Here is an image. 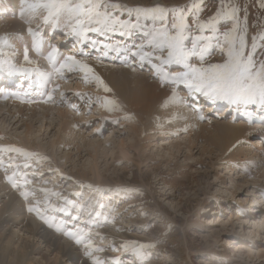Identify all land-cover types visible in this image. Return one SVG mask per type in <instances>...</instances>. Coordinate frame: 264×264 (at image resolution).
Listing matches in <instances>:
<instances>
[{"label": "rangeland", "instance_id": "obj_1", "mask_svg": "<svg viewBox=\"0 0 264 264\" xmlns=\"http://www.w3.org/2000/svg\"><path fill=\"white\" fill-rule=\"evenodd\" d=\"M121 2L129 6L151 5L157 2L171 6L183 3L184 0H121ZM235 2L242 13L246 11L249 35H251L261 24H264V0H235ZM0 3L2 8L6 7V9L0 10V30H3L0 32V36H4L11 27L10 24L3 26L2 20L5 23H10L13 21V17L20 15V0H0ZM218 4L219 0H204L202 16L206 18L211 15ZM35 23L36 21H33V26ZM2 26L6 27L5 31ZM23 26L26 29L25 23ZM58 33L61 34L62 31L57 30L53 36L49 37L46 32V39L50 38L51 42L57 44L62 52L65 48L70 49L72 41L58 40L56 35ZM8 37L11 38L9 39L17 52L15 62L19 64L22 61L23 51L16 50V36L8 35ZM25 37L30 43L28 34L25 33ZM55 40L58 42H54ZM126 42L131 45L139 41L138 38H126ZM94 54L96 55L93 53V56L88 60L125 67L120 60H113L111 57L97 61ZM220 58L219 53L213 51L211 59L218 61ZM41 59L40 67L47 70L46 61L43 57ZM146 68L150 67L148 65H144L142 68L139 65L136 67L141 74L147 75L150 71H147ZM77 76H79L78 73H66L65 79L57 81L61 86L60 90L66 93L67 102H62L58 93L54 100L48 103L37 102L41 98L34 94L24 96L22 99L14 98L10 102L8 98L3 97L5 93L1 92L3 86H0V105L5 104L7 107H4L3 110L8 112L0 116V131L2 132L0 145H11L39 154L38 158L31 159H25L17 153L0 154V157L4 158L3 164L0 165V217L7 216L6 218L13 219L31 217L35 225L40 228V225L45 222L38 218L36 212H30L28 206L36 205L39 201L41 202L39 207L43 209L46 205L42 202L47 198L51 205L56 208L62 207L63 201L59 197L50 193L49 195L44 194L43 189H50L51 192H58L60 196L77 200L86 207L95 209L91 212L93 218L96 211L107 214L108 221H104L102 215L100 223L94 227L90 238L96 246L101 245L100 247L108 255L122 256L126 261L125 264H140V262L132 254H125L120 250L119 245L124 240L154 244V247L146 250V255L149 258L142 264H264V133L261 135L258 130H252L250 133L244 134V139L241 138L242 140L229 144L227 147L220 144V147L219 142L215 143L216 140H213V146L209 144L213 143L210 135L207 134L210 133L209 129L207 131L198 128L202 127L200 124L209 126V122L216 123V120L229 123H238L242 120L243 125L249 128L254 124L253 121H264V113H258L249 121L248 118L232 109H230L232 111H228L230 107L224 102L209 105L203 98H198L201 100L203 114L206 118L201 120L199 114L194 113L190 108H185L196 120L192 129L179 128L171 134H166L165 131L169 130L165 127L166 125L157 126V124L147 123L148 120L143 119L142 122H146L149 126L145 124L141 132H135L130 129L132 123L124 117V113L127 112L121 113L122 115L119 116H107L109 119L103 120L106 117L102 114V112L104 113L103 108L96 102V97L101 96L99 88L94 83L84 82L80 76ZM12 77L15 78L14 82L22 83L16 85L15 82L14 86L24 92V89L28 87L25 77L20 74L12 75ZM146 78L159 81L154 74L148 75ZM181 89H183L182 86ZM76 92L87 93L88 96L93 97L92 100L95 99L90 108L87 97L81 100L73 95ZM15 100L19 103L23 102L22 105H28V107L20 108L21 105L18 104L15 105L16 107L7 104V102H15ZM28 100L34 102L29 103ZM73 104L77 106L75 109L71 106ZM30 105L33 106L30 107ZM46 105L60 108L62 114L55 110L44 113L43 108ZM20 109H23L22 113L11 116ZM31 110L35 114L34 118L31 117ZM225 112H228L227 116H224ZM63 113L70 116L69 119H65L68 117ZM127 114L128 117L135 118V116ZM62 117L66 122L69 120L68 124H72L74 128L70 126L69 129H66L60 125V122L64 123ZM73 117L75 121H71ZM2 118L6 121L5 123L4 121L1 123ZM173 118L169 120H173ZM113 120L116 121L114 124L121 128L120 132L112 133L108 130L109 124L113 123ZM84 121L90 123L85 124ZM39 122L42 124L40 130L38 129ZM8 123L12 124L7 126ZM27 125L32 126L29 132L26 131ZM97 127H100V132L96 131ZM202 130L204 131L202 132ZM262 130L264 131V128ZM198 133L201 134L198 135ZM185 137L187 140L182 144L181 139ZM208 137L210 140L206 139ZM105 138H107L106 143L103 141ZM99 139L101 140L99 141ZM118 139H126L124 149L126 155L128 152V157L120 153L117 147ZM98 141H102L103 144L101 142L99 143L101 146H99ZM208 141L209 143H207ZM178 142H181L179 148L174 145ZM35 143H38L39 147ZM132 143L136 144V148L131 146ZM167 143H171L170 146ZM189 143L191 144L188 145ZM96 145L98 151H95L97 153L94 157L92 152L94 149L97 150ZM100 147L104 149L102 150ZM10 156L15 159L10 161ZM243 161L252 163L248 167L242 164L238 166V162ZM25 162L30 165L28 168L24 167ZM13 173L16 174L17 179L26 176L32 181L27 186L30 193L29 199L25 200L20 195L22 189L13 188L12 183L5 178L8 174L13 176ZM119 174L122 176L116 178ZM81 185L84 187L81 188ZM88 185H92V187L89 188ZM97 188L105 189V191L97 192ZM125 188L132 189V191H119ZM78 191L83 192V196L77 198L72 195ZM11 201L16 202L17 206L8 207V205H12ZM101 204L105 205L103 209L100 208ZM216 204L222 207L217 209L218 212L222 209L221 212L215 216H209V213L210 215L213 213ZM75 213L76 211L73 210L71 215L75 216ZM46 214L54 217L57 222L66 221V227L72 230L82 227L87 231L91 223L87 214H82L81 221L76 222L71 220V216L66 217L64 213L50 209ZM206 220L209 222H205ZM12 231L22 235L28 241L27 243L32 242V239L23 235L22 232H17L15 229ZM0 233L3 243H5L7 239L4 238V234H9V230L3 229L0 230ZM95 233H100V235L97 236ZM52 234L54 238L60 236L57 232ZM12 237L8 246L16 247L20 241L17 240L16 234ZM73 240L71 237L65 240L60 239L61 242L67 241L69 245ZM35 245L42 250V253L47 254L48 259L52 260L53 255L46 251L43 244L37 242ZM114 248L115 251H113Z\"/></svg>", "mask_w": 264, "mask_h": 264}, {"label": "snow or ice", "instance_id": "obj_2", "mask_svg": "<svg viewBox=\"0 0 264 264\" xmlns=\"http://www.w3.org/2000/svg\"><path fill=\"white\" fill-rule=\"evenodd\" d=\"M203 4L204 0H184L171 6L159 2L129 6L121 0H20L19 14L27 25L25 31L30 37V48L24 46L22 61L17 64V52L9 37L0 36V72L23 75L28 87L23 93L11 92L8 95L22 99L34 94L41 98L37 102L48 103L58 93L61 101L67 102L66 93L60 90L57 82L65 79L66 73H78L84 82L94 83L104 93H110L109 86L88 62V58L96 53L94 58L97 61L111 57L133 71L138 65L141 68L148 65L161 84L170 88L166 107L190 108L203 120L206 117L197 102L198 98H203L212 103L224 102L251 121L258 113H264V24L249 35L246 11L242 13L235 0H219L218 7L206 18L201 14ZM33 21H36L34 26ZM57 30L62 31L66 40L73 42L72 51L68 54L62 52L50 38L46 39V32L51 37ZM126 38H138L139 42L129 45ZM30 51L37 57H43L47 70L39 66ZM213 51L219 53L221 58L218 61L211 59ZM181 86L186 94H181ZM73 95L81 100L87 97L91 107L92 98L87 93L76 92ZM4 98L7 99V96ZM96 102L108 113L123 111L120 103L107 95L97 96ZM71 106L74 109L77 107L74 104ZM125 117L129 118L127 113ZM103 119L107 121L109 117ZM112 122L116 123L115 120ZM5 152L17 153L26 159L39 157L38 153L0 145V154ZM14 159L9 157L10 161ZM251 163L238 162V166L248 167ZM29 166L24 163L25 168ZM5 178L13 188L22 189L20 195L28 199L30 193L27 186L32 183L31 180L26 176L16 179L15 173ZM43 191L46 195L58 196L63 206L56 208L46 198L42 202L46 207L40 208L41 202L38 201L36 205H29L30 212H36L38 218L55 227L56 231L64 232L77 244L84 245V255L91 259L92 264H125L122 256L103 260L95 255L104 249L97 247L90 237L102 215L103 220L108 221L107 214L96 211L93 218L91 212L95 209L86 208L77 200L60 196L50 189ZM96 191L103 192L105 189L97 188ZM119 191L130 192L132 189ZM72 195L79 198L83 192ZM104 207L100 205L101 209ZM49 209L71 216L73 222L80 221L81 215L87 214L91 223L87 231L82 227L64 231L66 221L57 222L54 217L48 216ZM73 210L77 215H71ZM151 247L154 244L136 240H124L119 245L123 253L132 254L140 264L149 258L146 250Z\"/></svg>", "mask_w": 264, "mask_h": 264}, {"label": "bare ground", "instance_id": "obj_3", "mask_svg": "<svg viewBox=\"0 0 264 264\" xmlns=\"http://www.w3.org/2000/svg\"><path fill=\"white\" fill-rule=\"evenodd\" d=\"M2 4L0 3V10H4L6 9V7H1ZM13 6H15V4H13ZM8 7H12V6H8ZM14 10V8H12ZM4 18V17H3ZM13 21L12 22H3L2 20V24L3 26H5V24H10L9 30L6 32L7 34L5 35H10L11 37H15L16 36V50L23 51V48L25 45L29 46L30 48V43H28V41L26 40L27 37H25V28L23 26V24L25 23L24 20L20 17V15L18 17H13ZM1 20V19H0ZM7 21V20H6ZM23 22V23H22ZM1 24V23H0ZM2 26V27H3ZM4 28V27H3ZM6 28V27H5ZM4 28V31H5ZM8 29V28H7ZM0 32H3V30H0ZM15 34V36H14ZM27 34V33H26ZM58 36V40H61L64 42L65 37L63 36V33L61 34H56ZM10 38V37H9ZM11 39V38H10ZM13 40V38H12ZM58 40H55L54 42H58ZM133 40V39H132ZM11 42V41H10ZM73 43V42H72ZM70 51H72V46L69 48H65L63 50V52L65 54H68ZM46 54V52H45ZM30 55L32 56L33 59L38 61L39 66L42 63V57H37L34 53H32L30 51ZM95 56V54H94ZM88 62L94 67V69L96 70V72L102 77V79L104 80V82L109 86V88L111 89L110 93H104L102 89H99V94H101V96H105L107 95L110 98H114L116 99L120 105L123 108L122 112H114V113H108L106 110L103 109L104 113L102 112V114H104L105 116H119L121 113L127 112L129 114H131L132 116H135V118H126L128 121H130L132 123V126L130 129H132L135 132L138 131H142V129L145 127V124L147 123H153V124H157V126L160 125H166L165 127L169 128L168 131H165L166 134H171L177 130H179V128H185L187 130L192 129V125L194 126V124H196V120H194L187 109H185L186 107L183 106H164L165 105V101L168 98V96L170 95V88L168 86H164L161 84V82L159 81H153V80H149L146 77L148 75L153 74L152 70L149 68H146L147 71H150V73H147V75H145V73L141 74L138 69H135V71H133L132 69H130L129 67H121V66H112L108 63H98L95 61H90L88 60ZM92 62V63H91ZM48 69V68H47ZM77 75V74H76ZM79 75V74H78ZM75 76V75H74ZM22 77V76H21ZM79 77V76H77ZM0 86H3V90L1 92L5 93L3 95V97L7 96L8 101L13 100L14 98L17 99L14 96H10L8 95V93L11 92H18V93H23L22 90H20V88L14 86L15 82V78L12 77V75H8L6 73L0 72ZM23 80V77H22ZM19 84L21 85L22 83L20 81L16 82V85ZM70 84V83H68ZM67 84V85H68ZM76 84V83H75ZM64 85V84H63ZM77 85V84H76ZM75 85V86H76ZM71 86V85H70ZM65 87H67L65 85ZM69 87V86H68ZM73 87V86H72ZM77 87V86H76ZM83 88V87H82ZM78 89V87H77ZM98 89V88H97ZM68 90V89H67ZM74 90V89H73ZM83 90V89H82ZM71 91V90H70ZM84 91V90H83ZM88 91V90H87ZM93 91V90H92ZM98 94V93H97ZM98 94V95H99ZM181 94H186V90L181 89ZM13 97V98H11ZM96 97V96H95ZM93 98V97H92ZM95 100V99H94ZM92 100V101H94ZM201 100H198L199 104L201 105L202 103H200ZM11 102V101H10ZM206 103L213 104L210 101H206ZM7 104L16 107L15 105H21L19 106L20 108H24V107H28V105H22L23 102L19 103V102H15L12 101V103H8ZM51 104V103H50ZM49 104V105H50ZM54 104V103H53ZM217 104V103H216ZM33 105H30V107H32ZM4 107H7L5 104L0 105V116H2L3 114H6L8 112H5L3 109ZM38 107V106H37ZM39 107H41L39 105ZM232 108H229L228 111H232L230 110ZM23 109H20L18 112H15L14 114H11V116H14L19 113H22ZM55 110V112L57 111L58 113L62 114V112L60 111V108H55V107H48L46 105L45 108H43V111L45 113V111L49 112V111H53ZM35 111H37L35 109ZM29 112V111H28ZM38 112V111H37ZM71 112V111H70ZM69 112V113H70ZM224 112V111H223ZM31 117L33 116L34 118V113L31 110ZM43 113V112H42ZM228 112H225L224 116H227ZM54 114V113H53ZM64 114V113H63ZM93 114V113H91ZM125 114V113H124ZM41 115V113H40ZM67 115V114H64ZM94 115V114H93ZM122 115V114H121ZM130 115V116H131ZM37 116V114H36ZM45 116V115H44ZM95 116V115H94ZM112 116V117H113ZM223 116V113H222ZM221 116V117H222ZM27 117V116H26ZM38 117V116H37ZM42 117V116H41ZM60 117V115H59ZM68 117V115L66 116ZM70 117V116H69ZM68 118H64L65 119H69ZM99 117V116H98ZM125 117V116H124ZM174 117V118H173ZM194 117V116H193ZM219 117V116H218ZM264 117V116H263ZM16 118V117H15ZM36 118V117H35ZM39 118V117H38ZM44 118V117H43ZM64 118L62 117V119L64 120ZM97 118V117H96ZM102 118V117H101ZM114 118V117H113ZM173 120H169L172 119ZM71 119V118H70ZM75 118L73 117L71 121H73ZM143 119L148 120V122L143 123ZM196 119V118H195ZM48 120V119H46ZM104 120V119H103ZM135 120V121H134ZM194 120V121H193ZM219 120V119H218ZM6 122L3 118H2V122L1 123ZM61 121V120H60ZM75 121V120H74ZM29 122V121H28ZM63 122V121H62ZM60 122V125L64 126L66 129H69V127L73 126L72 124H68V122H70L69 120L66 122L64 120V123ZM77 122V121H76ZM99 122V121H98ZM136 124H135V123ZM101 123V122H100ZM134 123V124H133ZM167 123V124H166ZM253 125L249 128H247V126L243 125L244 123H242V120H240L238 123H229V122H209V126H205L200 124L202 127H198L201 129H206L208 131V129L210 130V133L208 132L207 134H209L211 137V141L216 140L215 143L219 142L220 144H223V146L227 147L229 144H234L236 141H239L241 138L244 137V134L246 133H250L252 130H255L262 135L264 133V131L262 130V128H264V121H253ZM12 123H8L7 126H10ZM128 124V122H127ZM41 122H39V127L38 129H41ZM100 125V124H99ZM98 125V126H99ZM110 128L108 129L109 131H112V133H116L117 131L120 132V127L117 126L114 123L109 124ZM137 125V126H136ZM77 126V125H75ZM146 126H149L148 124ZM197 126V125H196ZM30 125L26 126V131H30ZM74 128V127H72ZM98 128V127H97ZM100 128V127H99ZM197 128V129H198ZM7 129V128H5ZM12 129V128H11ZM79 129V128H78ZM200 129V131H201ZM249 129V130H248ZM107 130V131H108ZM204 130H202L203 132ZM206 131V132H207ZM144 132V131H143ZM193 133V132H192ZM80 134V133H79ZM122 134V133H121ZM201 134V133H200ZM198 133V135H200ZM27 135V134H26ZM188 135V134H187ZM198 135H196L198 137ZM206 135V133H205ZM0 136H2V132L0 131ZM4 136V135H3ZM190 137V135H188ZM203 136V135H201ZM200 136V137H201ZM246 136V135H245ZM64 137V136H63ZM108 137V136H107ZM112 137V136H111ZM208 138V140H210ZM21 138V137H20ZM57 138V137H56ZM100 138V137H99ZM110 138V137H109ZM192 138V137H191ZM33 139V138H32ZM107 138H105L103 141H105L104 143H106ZM199 139V137H198ZM244 139V138H243ZM101 139H99L100 141ZM110 140V139H109ZM108 140V141H109ZM114 140V139H113ZM111 140V141H113ZM119 140V139H118ZM130 140V139H129ZM182 140V144L183 141H186L187 138H183ZM194 140V139H193ZM192 140V141H193ZM242 140V139H241ZM21 141V140H20ZM89 141V140H88ZM98 141V144L101 143ZM126 139H120L117 143V147L120 150V153L123 156H127L129 155L127 152V155L125 153V149H124V145H126ZM30 142V141H29ZM48 142V141H47ZM74 142V141H73ZM96 142V141H95ZM110 142V141H109ZM255 142V141H254ZM260 142V141H259ZM32 143V142H31ZM181 142H178L176 147L179 148ZM209 143V141L207 142ZM257 143V141L255 142ZM38 146V143H35ZM34 144V145H35ZM86 144V143H85ZM103 144V142L101 143ZM101 144H99V146H101ZM165 144V143H164ZM169 146L171 143H167ZM191 143H189L188 145H190ZM210 145H214V141L213 143H209ZM33 145V144H32ZM33 145V146H34ZM40 145V143H39ZM116 145V144H115ZM206 145V144H205ZM208 145V144H207ZM209 145V146H210ZM216 146L219 147V145L215 144ZM31 146V145H30ZM32 146V147H33ZM97 146V145H96ZM131 146L136 148V144H131ZM260 146V145H257ZM36 147V146H35ZM39 147V146H38ZM221 147V145H220ZM41 148V146H40ZM98 148V146L96 147V149ZM101 148V147H100ZM130 148V146H129ZM239 148V147H237ZM33 149V148H32ZM43 149V148H42ZM102 150L104 148H101ZM226 149V148H225ZM45 150V149H44ZM100 150V149H99ZM213 150V149H212ZM95 151H98L94 149V151L92 152L93 155L92 156H96ZM109 151V150H108ZM136 151V150H135ZM138 151V150H137ZM261 151V150H260ZM39 152V151H38ZM239 152V151H238ZM16 154V153H15ZM48 155V154H47ZM90 155V154H89ZM98 155V154H97ZM106 155V154H105ZM104 156V155H103ZM105 157V156H104ZM128 157V156H127ZM2 160L4 161L3 157ZM25 158V157H23ZM26 159V158H25ZM40 160V159H39ZM42 160V159H41ZM187 160V159H186ZM245 160V159H244ZM6 162V161H5ZM36 162V161H35ZM7 163V162H6ZM48 164V163H47ZM13 165V164H10ZM7 166V165H5ZM16 166V165H15ZM38 166V165H37ZM13 167V166H12ZM117 167V166H116ZM10 168V167H9ZM90 168V167H89ZM118 168V167H117ZM16 169V168H14ZM49 169V168H47ZM92 173H94L93 169L91 168ZM107 170V169H106ZM38 172V170H37ZM36 172V173H37ZM10 173V172H9ZM57 173V172H56ZM14 174V173H13ZM82 174V173H81ZM42 175V174H41ZM8 176H10V174H8ZM120 176H122V174H119L116 176V178H120ZM245 176V175H244ZM49 178V177H48ZM256 178V177H255ZM17 179V178H16ZM29 179V178H28ZM34 179V178H32ZM40 179V178H39ZM261 179V178H260ZM44 181V179H43ZM257 182V181H256ZM52 184V183H51ZM41 185V184H40ZM55 185V184H54ZM1 186V185H0ZM244 187V186H243ZM51 188V187H50ZM54 188V187H53ZM6 189V188H5ZM41 191V190H40ZM252 192V191H251ZM8 193V192H7ZM58 193V192H56ZM5 194V193H4ZM46 194V193H44ZM108 194V193H107ZM49 195V194H48ZM118 195V194H117ZM9 196V195H8ZM42 196V194H41ZM46 196V195H45ZM51 196V195H50ZM257 196V194H256ZM58 197V196H57ZM34 198V197H33ZM44 198V197H43ZM25 199V198H24ZM29 199V198H28ZM37 199V198H36ZM54 199V198H53ZM114 199V198H113ZM59 200V199H58ZM24 201V200H23ZM255 201V200H254ZM12 205H8V207H16V202L11 201ZM22 202V201H21ZM35 202V201H34ZM37 202V201H36ZM256 202V201H255ZM27 203V202H25ZM259 204V202H256ZM28 204V203H27ZM61 204V203H60ZM254 204V203H253ZM217 205V204H216ZM29 207V206H28ZM87 208V207H86ZM218 208H222L220 205H217L215 207V209H213V213H209V216H215L216 214L220 213L222 209L219 210L218 212ZM51 210V209H50ZM19 213V212H18ZM260 213V212H259ZM32 214V213H31ZM77 215V212L75 213ZM27 215V214H26ZM32 216V215H31ZM7 216H3L0 217V230H9V234L5 235L4 234V238L7 239V241L5 243H3V240L1 239L2 234L0 233V264H92V261L89 257L84 255L85 252V248L84 245L82 244H77L75 242V240H73L71 242V244L69 245V243L67 241H60V239L65 240L66 238L70 237L64 234V232H58L56 231L55 227H51L49 226V224L43 223L40 225V228L37 227V225H35V223L33 222L34 220L30 217V218H22V219H13V218H6ZM19 217V216H16ZM15 217V218H16ZM67 217V216H66ZM21 218V217H20ZM113 220V219H112ZM214 220V219H213ZM81 221V220H80ZM83 221V220H82ZM205 222H209V221H205ZM112 224V223H111ZM36 226V227H35ZM11 229V232H10ZM12 229H15L17 232H22L23 235H27L29 239H32V242L30 241V244L27 243L28 241L26 239H24L22 237V235H18L17 233H14L12 231ZM106 229V228H105ZM68 230H72V229H68L67 227H65L64 231H68ZM74 231V230H73ZM57 232L60 236L57 238L53 237L52 233ZM108 232V231H107ZM111 233V232H110ZM16 234L17 236V240L20 241L19 245H17L16 247H9V241L13 238L12 236H14ZM92 237V236H91ZM3 238V239H4ZM101 239V238H100ZM34 240H36V242H33ZM98 240V239H97ZM111 240V239H110ZM107 241V240H106ZM39 244H43V247L46 248V251L49 252V254L53 255L52 260L48 259V256L46 253H42V250L39 247H35L36 243ZM101 242V240H100ZM74 244V246H73ZM101 245L97 246L100 247ZM101 248V247H100ZM45 251V252H46ZM109 253V252H108ZM114 253V252H113ZM111 254V253H110ZM96 256L100 257L103 260H109L110 258H112V254L108 255L107 252L104 250L103 252H97L95 253ZM260 256V255H259ZM81 257V258H80ZM126 262V261H125ZM130 262V261H129Z\"/></svg>", "mask_w": 264, "mask_h": 264}]
</instances>
